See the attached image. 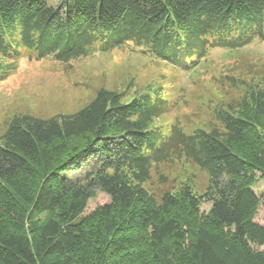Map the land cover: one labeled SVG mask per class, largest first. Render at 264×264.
I'll return each instance as SVG.
<instances>
[{"label": "trees", "instance_id": "trees-1", "mask_svg": "<svg viewBox=\"0 0 264 264\" xmlns=\"http://www.w3.org/2000/svg\"><path fill=\"white\" fill-rule=\"evenodd\" d=\"M254 42L264 0H0V81L23 52L68 65L129 45L197 80L211 50L237 59ZM217 84L226 96L190 132L178 118L153 126L177 100L150 86L128 99L132 83L73 114L14 116L0 136V264H264L252 190L264 178V84ZM181 160L206 172L204 193L144 187ZM97 192L109 202L85 214Z\"/></svg>", "mask_w": 264, "mask_h": 264}, {"label": "rangeland", "instance_id": "rangeland-1", "mask_svg": "<svg viewBox=\"0 0 264 264\" xmlns=\"http://www.w3.org/2000/svg\"><path fill=\"white\" fill-rule=\"evenodd\" d=\"M46 1L56 6V0ZM225 54V50H211L199 69V78L193 80L188 71L147 57L131 45L110 53L96 52L68 65L50 58L36 61L23 52L24 57L17 60L15 68L0 81V136L16 115L46 119L73 114L88 105L99 89L122 91L130 83L128 99L150 86L154 91L159 89L160 96L177 100V108L156 119L153 126L166 128L178 118L190 132L208 124L209 100L214 104L226 96L217 84L220 76L230 74L248 80L251 74L255 81L264 84V43L254 42L245 47L237 59H225ZM160 172L167 178L165 184L160 183L154 170L151 180L144 184L156 198L164 192L173 193L184 184L201 195L208 184L206 172L185 160L161 166ZM252 190L259 198L253 221L264 226V178L259 177ZM108 202L104 193L97 192L88 201L85 214ZM209 206L202 202L199 211L205 213ZM260 250L264 251V247Z\"/></svg>", "mask_w": 264, "mask_h": 264}]
</instances>
